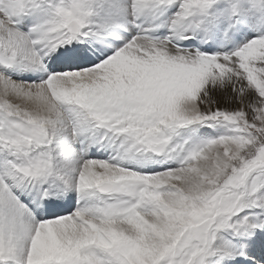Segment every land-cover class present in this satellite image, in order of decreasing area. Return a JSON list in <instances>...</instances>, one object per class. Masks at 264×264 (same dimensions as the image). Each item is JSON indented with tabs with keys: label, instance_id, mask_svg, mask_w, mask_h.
Wrapping results in <instances>:
<instances>
[{
	"label": "snow or ice",
	"instance_id": "obj_1",
	"mask_svg": "<svg viewBox=\"0 0 264 264\" xmlns=\"http://www.w3.org/2000/svg\"><path fill=\"white\" fill-rule=\"evenodd\" d=\"M0 264H264V0H0Z\"/></svg>",
	"mask_w": 264,
	"mask_h": 264
}]
</instances>
